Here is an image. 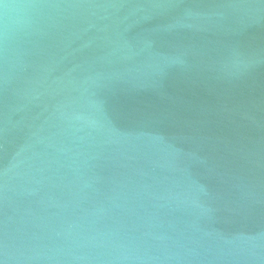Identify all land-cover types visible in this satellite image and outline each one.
I'll use <instances>...</instances> for the list:
<instances>
[{"label":"water","instance_id":"obj_1","mask_svg":"<svg viewBox=\"0 0 264 264\" xmlns=\"http://www.w3.org/2000/svg\"><path fill=\"white\" fill-rule=\"evenodd\" d=\"M0 264H264V0H0Z\"/></svg>","mask_w":264,"mask_h":264}]
</instances>
